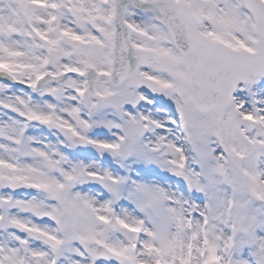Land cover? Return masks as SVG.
I'll return each instance as SVG.
<instances>
[{"label": "snow or ice", "instance_id": "obj_1", "mask_svg": "<svg viewBox=\"0 0 264 264\" xmlns=\"http://www.w3.org/2000/svg\"><path fill=\"white\" fill-rule=\"evenodd\" d=\"M0 264H264V0H0Z\"/></svg>", "mask_w": 264, "mask_h": 264}]
</instances>
